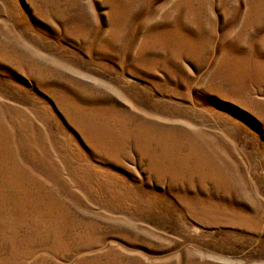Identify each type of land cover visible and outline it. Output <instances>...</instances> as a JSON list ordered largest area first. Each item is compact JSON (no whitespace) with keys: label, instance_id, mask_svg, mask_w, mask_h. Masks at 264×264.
I'll use <instances>...</instances> for the list:
<instances>
[{"label":"rangeland","instance_id":"obj_1","mask_svg":"<svg viewBox=\"0 0 264 264\" xmlns=\"http://www.w3.org/2000/svg\"><path fill=\"white\" fill-rule=\"evenodd\" d=\"M0 264H264V0H0Z\"/></svg>","mask_w":264,"mask_h":264}]
</instances>
